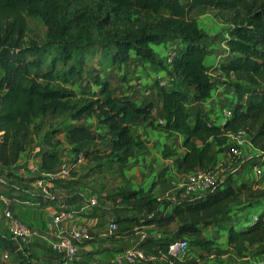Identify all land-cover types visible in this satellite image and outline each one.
Instances as JSON below:
<instances>
[{
  "label": "trees",
  "instance_id": "1",
  "mask_svg": "<svg viewBox=\"0 0 264 264\" xmlns=\"http://www.w3.org/2000/svg\"><path fill=\"white\" fill-rule=\"evenodd\" d=\"M207 13L231 26L224 39L229 57L219 68L206 65L207 34L198 20ZM28 18L44 24L45 48L26 44ZM170 42L178 48L173 72L157 61L152 48ZM49 48L57 50L58 56L46 65L43 52ZM89 50L95 51L96 65L87 77L82 59ZM133 55L163 65L178 78L176 83L167 88L156 82L149 95H139L130 86L131 74L126 70ZM217 71L233 79L237 94L222 104L232 109V117L221 126L211 123L205 108ZM76 86H81V92ZM51 113L68 115L71 123L53 134L64 133L70 152L76 158L82 153L94 170L117 168L120 172L136 149L146 148L136 141L133 131L140 120L169 136L186 137L185 154L178 163L181 174L214 168L218 154L226 152L232 137L242 132L264 154V0H0V174L17 179L13 171L26 151L28 127ZM88 119H94L103 133L87 125ZM175 155L170 148L164 152L165 159ZM59 165L56 151H43L44 173H58ZM167 182L157 180L143 193L120 188L107 195L105 200L127 206L116 223L134 224L138 232L149 227L173 228L176 238H187L201 251L202 262L232 253L246 257L257 246L264 254V211L244 229L232 227L226 246L207 236L233 206L264 200L259 182L219 184L205 196L165 213L167 202L153 190ZM172 242L166 235H147L138 247L165 264L198 263L171 257ZM4 252L20 253L12 236L0 232V263ZM21 257L27 261V256L21 253Z\"/></svg>",
  "mask_w": 264,
  "mask_h": 264
},
{
  "label": "crops",
  "instance_id": "2",
  "mask_svg": "<svg viewBox=\"0 0 264 264\" xmlns=\"http://www.w3.org/2000/svg\"><path fill=\"white\" fill-rule=\"evenodd\" d=\"M173 43L176 42H170L164 45H153L152 48L154 49L157 57L160 55L164 57L166 49ZM136 63L137 65L139 64L151 67L154 71L157 70L156 64H153L150 61L140 60L133 55V60L126 67V70L131 74L129 84L135 91L137 89L134 87V81L136 80L135 74L137 73H134L136 71L134 70V67L138 69ZM206 65L208 67H212L211 62L209 63L208 60H206ZM167 76V71L160 69L158 70L156 81L162 78L164 79ZM75 90L79 92V90H77V86L75 87ZM234 92L235 93L233 94V97L230 98V101L234 100V96L237 95L236 91ZM141 94L142 93L139 92V95ZM215 95H218L219 97L221 96L219 90L217 91L214 89L211 98L205 102V108L209 113L211 123L221 126L224 108H222V104L220 105L219 98H216L215 100ZM64 116L68 117V115L56 116L52 113L48 114L37 120L27 129L26 140L28 141V145L26 151L21 154L19 163L15 170L17 172L24 173L26 175H23L26 179V183L27 180L31 183L23 184L24 187L29 186V190L26 191V193H29L31 196L24 195L22 202L15 200L13 195H11L13 197L10 198L12 200H10L9 197L7 198L2 196L0 197V209H2L4 205L3 203H5L8 207L12 205L17 215H19L18 219L24 220L25 222V217H22V213L25 208H28V210L31 211L32 219L28 220L29 225L27 227L31 228L36 235L23 239H14L12 235V238L16 241V244L19 247L20 253H10V258L8 260H1L0 264H67L70 260L56 254L52 250V243L62 237L71 236L74 231L83 227L89 228L92 238L88 242L79 243V245H84L82 248L84 253L82 259L78 262H84L86 264H127L124 260V254L122 251L131 245H138L136 242V235L139 232L137 231L136 225L133 224V226L128 228H121V225L117 224L119 226V230L112 231L110 229V224L116 223L117 220H115V218H111L110 216L106 217L105 215H102L99 210H96L95 214L91 213V210L93 208H97L99 205L91 206L90 199L97 196L90 195L91 192L83 189L81 190V188L72 185L81 173H83L84 169L81 166L87 164L85 162H78L76 156L70 152L71 146L64 133L60 135L53 134V130L55 131L57 126L54 122H51L50 119ZM67 120L68 121H66L65 125L61 126V128H64L71 123L69 118ZM62 122H64V120ZM86 123L93 130L103 133V129L97 125L94 119H88ZM133 131L136 141L144 143L146 148L136 149L132 154L129 165L123 169L126 180H136L135 183L138 184L132 188V191L137 193L147 192L148 189H151L157 182V175L159 173L157 170L167 166L169 163H173L175 166L172 171H169L172 180L168 181L164 186L157 185L153 190V194L167 202L168 207L165 209V213H170L176 205L193 200L194 198L189 200L187 195L183 192V187L187 182L189 175L181 174L178 169V163L182 161L185 154L183 144L186 137L182 135L169 136L161 129L152 128L150 123L143 120H140L135 124ZM49 136L52 137V141L49 140ZM44 138H47L48 142ZM244 141H249L251 143V140L247 135H244ZM178 143L180 144V147H178ZM167 148H170L176 155L165 159L164 152ZM44 150L56 151L61 157V163L64 160L71 162L72 170L69 177L61 178L57 177L55 174L44 173L42 171ZM254 152L258 158L256 161H260L257 163H261V161L264 160V154L255 148ZM261 155L262 158H260ZM221 156L225 157L222 163H224V165L226 163L227 167L229 165L228 162L235 160L228 156V150L224 153H219L217 161ZM222 163H219V165ZM234 169H236L235 166L233 167V170ZM77 173L79 175H77ZM37 180H39V182ZM0 181V190L3 186L9 185L8 178L5 175L0 174ZM37 182L39 185L40 183L43 184L39 186ZM254 182L255 181L252 180H245L237 185ZM135 183L133 182L131 184ZM32 190L35 192H32ZM178 193H183V198H176ZM104 194H106V191L102 192L100 197L105 196ZM77 195L81 196H79L80 199L77 201V203L79 202L78 204L76 203L73 205L71 202L67 203L63 201L68 197ZM203 196L205 195H199L195 198H201ZM240 204L246 207L244 212L241 211V215L246 214L245 217L247 220H245L241 225L238 224L237 226H230V229L225 231L227 240L232 227L244 229L248 224L254 222L251 219L252 216H258L264 211L261 204L255 206L256 208L254 207L255 204ZM35 208L39 209V213H41L43 217H37L34 215L33 210H35ZM81 208L82 210L80 211L84 216L79 215L80 213L78 210ZM87 208H90L91 210L86 212ZM54 212L61 217V221L59 223H55L53 221L52 214ZM8 229L11 231L9 223L7 222L6 225L0 221V232L4 235L11 236L8 233ZM145 229H153V231H150L154 232L153 236L155 237H161L164 232L152 227ZM132 231L135 233L133 234ZM141 233H144V231ZM226 245L227 244H225V246ZM255 248H257V250L261 253L258 246ZM195 249L199 250L198 248ZM21 253L27 256V261L24 262V259L21 257ZM198 255H200V252ZM261 255L264 256L262 253ZM10 259L11 261H9ZM162 262L165 264L164 261Z\"/></svg>",
  "mask_w": 264,
  "mask_h": 264
},
{
  "label": "rangeland",
  "instance_id": "3",
  "mask_svg": "<svg viewBox=\"0 0 264 264\" xmlns=\"http://www.w3.org/2000/svg\"><path fill=\"white\" fill-rule=\"evenodd\" d=\"M28 23H29V36L26 40V44L30 45L31 42L33 43H37L39 45H41L43 48L46 47L47 44V36H46V28L44 26V24L39 21V20H33L31 18H28ZM199 26L202 30H204L207 34L206 39L204 40V42L206 43V46L209 50V54H208V62H211V66L213 68H219L221 66V64L225 61L228 60V54H229V48L226 46V42L224 41L225 38L228 37V33L229 30L231 28L230 25H226L221 23L219 20H217L214 15L212 13H207L206 15H203L199 18L198 20ZM177 45L176 43L171 44V46H175ZM167 50V49H166ZM95 51L94 50H89L88 52V56L86 59H82L83 61H85L84 63V74L85 76L88 77V71L92 70L93 68L95 69V65H96V58H95ZM57 50L53 49V48H49V51H44L43 52V57L47 60L46 65H49L51 63V61L53 60L54 57H57ZM161 56V55H160ZM157 57V61L159 63L164 64V57ZM165 56V54H164ZM137 65V63H136ZM62 67V64L58 65V68L60 69ZM138 69L136 67H134L136 70L134 73L135 74V78L136 79H141L143 81V83L148 84L147 88H153L155 87V83L158 82L157 80V73L158 70H162L164 69V66H160L157 65L156 66V71H154L151 67L145 66V65H137ZM82 71V72H83ZM81 72V73H82ZM80 75V74H79ZM156 78V79H155ZM79 79H77V85H79ZM213 80L215 82V90H219L221 96L219 97L218 95H215V100L216 98H219V102L220 105L221 104H227L228 101H230V98L233 97V94L235 93V89L233 87V79L232 80H228L222 73H220L219 71L213 73ZM84 86V83H83ZM77 90H79V92H81V86H77ZM143 95V94H142ZM234 98H237V95L234 96ZM56 117L55 119H50L51 122H54L55 125L57 126L55 128V130H59L61 129V126L65 125L66 121H68V117ZM64 120V122H62ZM91 122V121H89ZM100 130V129H99ZM54 132V130H53ZM52 133V132H51ZM50 134V133H49ZM47 142L48 139L44 138ZM52 137L49 136V140H51ZM52 141V140H51ZM178 147H180V144L178 143ZM260 158H262V155L260 156ZM264 158V157H263ZM225 159V157L221 156L216 165L215 168L219 167L221 173V181H220V185H222L223 183L226 182H232L235 185H237L240 182H243L245 180L248 181H257L261 184L262 187H264V175L262 177H259L257 175V173L255 172V168L258 167L259 165H264L263 163H257L260 161H256L258 158L256 156V153L254 152V147L252 146V144L247 141L244 144V148L242 149V155L239 158H236L234 161L232 160L231 162H228L229 165L228 167L226 166V163L224 165L223 160ZM219 163H222L221 165H219ZM233 165V166H232ZM175 164L173 163H169L167 166L162 167L161 169H158L157 171L159 172L157 175V180L161 181V180H167L170 181L172 180L171 178V174L169 173V171H172L174 168ZM236 167V169L233 170V167ZM81 167H83V173H81V175L78 177V179L72 183V185H75L79 188H81V190H87L90 193V195H94L97 196V198L101 199V203H98V207L97 208H93L92 210L90 208H87L86 212L91 210V213L96 212V210H99L101 212L102 215H105L106 217H111V218H115V220H117V218L124 214V212H127L126 208L127 206L119 203V204H114L110 201H108L107 199L105 200V198L107 197V195L109 196L110 194L117 192L120 188L122 189H127V190H132V188L135 185H138L136 182V180H126V177L122 171H118L117 168L110 170L109 168H98L94 170V167L92 166H88V165H82ZM82 169V168H81ZM230 170V171H229ZM232 170V171H231ZM264 170V168H263ZM16 178H8L9 181V185H5L3 186V188L0 190V197L4 196V197H9L12 198L13 196L15 197V200H19L20 202H22V200L24 199V195L27 196H31L29 193H26V191L29 190V186L24 187L23 184L26 183V179L24 176H26L24 173H20L17 172L16 170H14V173ZM21 174V175H19ZM24 175V176H23ZM77 175H79L77 173ZM162 175V176H161ZM39 182V180H37ZM37 182V184L39 185V183ZM135 183V184H131V183ZM28 184L29 181L27 180ZM26 183V184H27ZM40 186V185H39ZM36 190V189H35ZM101 190V191H99ZM106 191V194H104L105 196H103L102 198L100 197L102 192ZM32 192H35L34 190H32ZM184 192V191H183ZM185 193V192H184ZM13 195V196H11ZM187 195V194H186ZM80 195L77 196H72V197H68L67 199H64V202H71V204H76L77 201L80 199L79 197ZM196 196H189L187 195V198L190 200L191 198L195 199ZM176 198H183V193H178V196L176 195ZM12 200V199H10ZM91 200V199H90ZM4 202V201H3ZM79 203V202H78ZM77 203V204H78ZM3 207L2 209H0V221L2 223H5L7 225V220L5 219V212L6 210H9L12 212L13 215H15L17 218H19L16 213V211L14 210V208L12 207V205H10V207H8L7 205H5V203H3ZM261 204L264 208V200L260 201L259 203L255 204V206ZM85 208V207H83ZM246 207L243 206L242 204H237L235 206H233L231 213L227 216H225L224 218L220 219L215 227H212L211 229H209L207 231V236L210 238H213L216 240V244L217 245H225L227 244V238L225 236V231H228L230 229V226H234V225H238V224H243L245 220H247V218L245 217V215H241V211L244 212V209ZM256 208V207H255ZM24 210V209H22ZM82 210L79 209V215L80 216H84L83 213L80 211ZM39 209L35 208V210H33V213L35 216L37 217H43L41 213H39ZM254 212V211H253ZM32 214L31 211L28 210V208H25V210L22 213V217H25V222L24 220H21V222L25 225L28 226L29 219H32ZM252 220H254V216L251 217ZM130 226H133V224H126V225H122L121 228H128ZM118 230H119V226H118ZM117 230V231H118ZM153 229H145L144 234L145 235H151L153 236L154 232ZM140 232V231H139ZM8 233L12 236L13 234L11 233V231L8 229ZM175 230L173 228L167 229L162 233V236H169L171 237V240L174 241H178V240H186L188 241V246H189V252L188 255L186 256V258L184 259V261L182 262H188L191 261L193 259L197 260V264H264V256L261 255V253L257 250V248L252 249L251 252L247 253L246 257H238L235 255V253H232L231 255L224 257L222 259H210L208 261H206L205 263L202 262L199 259V250L193 248V246H191L190 241L187 238H183V239H179L175 237ZM142 235H136V242H138L139 238ZM139 237V238H138ZM83 244L79 245L78 244V254L75 258H73L72 260H70V262H68L67 264H75L76 262L80 261L83 257ZM136 245H131L130 247L124 249L122 251L123 254H125L127 252V250L135 248ZM11 261V259L9 260ZM137 264H164L162 261H140L137 262Z\"/></svg>",
  "mask_w": 264,
  "mask_h": 264
},
{
  "label": "built area",
  "instance_id": "4",
  "mask_svg": "<svg viewBox=\"0 0 264 264\" xmlns=\"http://www.w3.org/2000/svg\"><path fill=\"white\" fill-rule=\"evenodd\" d=\"M178 56V48L177 45L170 46L167 48L165 56H164V64L167 67V71L173 72L174 70V62ZM176 76L169 75L166 78L159 79L158 82L160 86L162 87H170L171 85L175 84L177 81ZM148 84L143 83L141 79H136L134 81V87L141 92L143 95H149L152 91V88H147ZM232 117V109L231 108H225L223 110V121L222 125L226 124L228 120ZM244 135L245 133H239L238 135H235L232 137L231 141L228 145V156L231 159L239 158L242 155V149L244 147L245 141H244ZM78 162H84L83 154H79L77 156ZM264 160L261 161L263 163ZM72 166L71 162L64 160L62 161L58 173L55 175L57 177L61 178H67L71 174ZM255 172L259 177H262L264 175L263 165H259L255 168ZM221 171L219 167L208 169L205 171H199L196 173H192L189 175L187 182L185 183L183 190L185 194L189 196H199V195H206L211 190L216 189L219 186V183L221 181ZM1 182V181H0ZM43 183H40L42 185ZM91 206L98 205V198L94 197L90 200ZM53 221L55 223H59L61 221V217L57 215V213L52 214ZM5 219L9 223V227L12 231L14 239H23V238H30L36 233H34L31 228L25 226L21 220H19L15 215L12 214L11 211L6 210L5 212ZM258 216H254V222L257 221ZM110 229L112 231L118 230L117 223H111ZM137 235H142L138 242L144 240L147 235L144 233L139 232ZM92 238L91 232L89 228L83 227L73 232L71 236L68 237H62L55 242L52 243V250L66 258L67 260H72L75 258L78 254L79 248L78 244L81 242H88ZM189 252V246L188 242L186 240H178L174 241L169 245L168 254L176 258L177 260L184 261L186 256ZM10 258V252H4L1 260H8ZM124 260L127 264H137V262L140 261H157V258L151 254H147L144 251L140 250L138 245L135 248L127 250V252L124 254ZM174 264V263H171Z\"/></svg>",
  "mask_w": 264,
  "mask_h": 264
}]
</instances>
